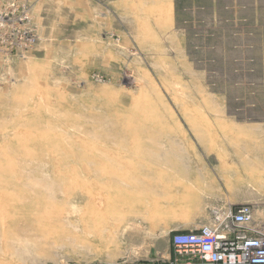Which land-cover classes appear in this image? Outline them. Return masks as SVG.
<instances>
[{
  "label": "rangeland",
  "instance_id": "rangeland-1",
  "mask_svg": "<svg viewBox=\"0 0 264 264\" xmlns=\"http://www.w3.org/2000/svg\"><path fill=\"white\" fill-rule=\"evenodd\" d=\"M173 9L0 0V264H185L172 237L241 206L264 229L255 57Z\"/></svg>",
  "mask_w": 264,
  "mask_h": 264
},
{
  "label": "built area",
  "instance_id": "built-area-1",
  "mask_svg": "<svg viewBox=\"0 0 264 264\" xmlns=\"http://www.w3.org/2000/svg\"><path fill=\"white\" fill-rule=\"evenodd\" d=\"M253 210L241 206L229 219L172 237L185 264H264V229L254 226Z\"/></svg>",
  "mask_w": 264,
  "mask_h": 264
},
{
  "label": "crops",
  "instance_id": "crops-1",
  "mask_svg": "<svg viewBox=\"0 0 264 264\" xmlns=\"http://www.w3.org/2000/svg\"><path fill=\"white\" fill-rule=\"evenodd\" d=\"M180 1L179 6L178 0H172L176 20L181 14L186 17V21L194 19L196 30L200 33L213 36L223 27H229L232 31L238 30L237 34L231 33L232 36L237 37L233 36L234 40L230 39L239 42L237 49L244 50L246 55L249 52V57H255L254 60L251 59L250 69L248 67L246 69V72L254 75L251 84H264V0ZM226 34L227 32L225 36ZM215 41L218 48L217 46L226 41V38Z\"/></svg>",
  "mask_w": 264,
  "mask_h": 264
},
{
  "label": "bare ground",
  "instance_id": "bare-ground-1",
  "mask_svg": "<svg viewBox=\"0 0 264 264\" xmlns=\"http://www.w3.org/2000/svg\"><path fill=\"white\" fill-rule=\"evenodd\" d=\"M100 1H107V0H100ZM253 218H254V215H253ZM214 228H217L218 225H212Z\"/></svg>",
  "mask_w": 264,
  "mask_h": 264
}]
</instances>
